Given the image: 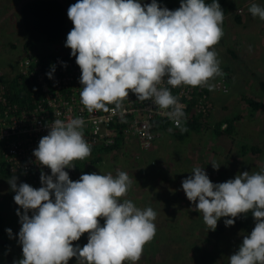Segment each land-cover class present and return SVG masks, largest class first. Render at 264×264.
I'll use <instances>...</instances> for the list:
<instances>
[{
  "label": "clouds",
  "instance_id": "1",
  "mask_svg": "<svg viewBox=\"0 0 264 264\" xmlns=\"http://www.w3.org/2000/svg\"><path fill=\"white\" fill-rule=\"evenodd\" d=\"M248 11L264 21V6L252 3ZM67 15L74 26L65 47L81 70L80 103L89 113L115 105L123 117L122 102L131 92L142 102L151 101L184 132V105L159 85L166 78L173 88L206 86L211 91L210 81L223 75L214 48L224 35L219 0H180L174 10L158 0H77ZM55 71L52 65L48 78ZM84 126L82 117L71 116L48 125L33 149L35 163L50 169V174L41 172L40 187L18 183L16 175L8 180L21 225L16 235L22 257L13 264H69L73 257L76 264H137L143 246L154 238L157 213L124 198L132 186L126 171L70 178L65 169L91 155ZM210 163L215 170L221 165ZM181 187L208 231L222 217L229 227L251 213L255 226L228 264H264V168L213 182L204 167H194ZM5 231L13 238L11 228ZM85 233L86 244L73 243Z\"/></svg>",
  "mask_w": 264,
  "mask_h": 264
},
{
  "label": "rangeland",
  "instance_id": "2",
  "mask_svg": "<svg viewBox=\"0 0 264 264\" xmlns=\"http://www.w3.org/2000/svg\"><path fill=\"white\" fill-rule=\"evenodd\" d=\"M24 1L0 0V67L6 72L20 69L22 56L27 54L23 48L26 36L16 13ZM63 2L69 8L77 0ZM228 3L231 9L222 27L224 35L214 46L223 75L216 76L210 83L215 84L223 76H229V90L220 92L214 87L205 102L209 100L213 121L224 116L234 120L233 134L217 137L207 129L178 138L176 133L164 131L149 149L140 147L133 138L124 149L103 153V160L96 164L97 167H91L94 164L88 167L90 173L111 172L115 175L118 170L126 171L132 179V186L124 198L140 208L152 207L157 213L154 221L156 234L143 246L137 264H228L229 256L255 226L252 215H248L243 225L229 226L224 232L219 226L226 219L222 217L217 228L208 231L206 224L196 219L195 216L202 214L193 210L192 202L181 187L182 180L191 175L194 167H204L213 182H224L240 172H257L264 168V153L253 155L249 151L243 154L246 145L264 147V94L259 87V80H264V21L254 18L248 11L252 3L264 6V0H228ZM170 5L174 10L180 6V0ZM235 14H241V24L235 21ZM68 21L74 26L69 18ZM11 44L17 46L13 48ZM232 49L238 57L232 55ZM249 97L263 101L261 111L251 113L252 107L246 100ZM239 114L243 118L237 120ZM210 162L221 165L215 170ZM29 184L36 188L41 186V183ZM14 194L9 183L0 182V207L5 213V227L13 231V238H9L6 232L4 240L7 242L3 240V243L7 246L0 242V264H13L22 257L16 235L21 226L16 214L19 206L14 202ZM167 213L173 217L169 218ZM98 219L102 224L103 219ZM208 237L210 241H207ZM73 243L86 244L87 233ZM69 264H76V258H71Z\"/></svg>",
  "mask_w": 264,
  "mask_h": 264
},
{
  "label": "trees",
  "instance_id": "3",
  "mask_svg": "<svg viewBox=\"0 0 264 264\" xmlns=\"http://www.w3.org/2000/svg\"><path fill=\"white\" fill-rule=\"evenodd\" d=\"M175 2L176 0H158V2L167 6L170 9V3ZM144 3H150L151 0H143ZM206 3H212V0H205ZM219 3L223 9L224 21L222 27L226 24V16L230 13V6L228 0H219ZM68 8L63 2V0H25L18 12V16L20 17V21L23 25V32L26 36V40L24 41L23 48L25 53L31 51V67L28 73L22 72L20 69L17 71L6 72L4 68L0 67V71H4V73L0 76V86L4 87L5 97L7 99L8 105L14 106L17 105L19 108L35 111L37 109V105L40 100L43 98V88L42 83L38 80L37 75H33L32 72L34 70L35 65L41 64L43 70L48 71L50 66H62V61L66 62L67 66L65 68L75 67L79 68V66L75 62V57L71 56V49L65 47V41L67 38L68 32L73 28L72 25L69 24ZM235 21L237 23H242L243 19L241 14H235ZM13 48L17 45L11 44ZM234 57H238V54L233 51H230ZM27 56L23 55L22 58L25 59ZM240 58V57H239ZM227 81H229V76H223ZM259 87L264 94V80H259ZM206 94L205 99H201L202 95ZM212 94V90L210 91L208 88H203L202 91H196L195 96L187 101V108H184L186 119L184 121V127L187 128V131L181 132L179 128H177L173 121L169 118H157L152 120V128L158 134H163L164 131H172L176 133L178 138H183L189 132L192 131H203L210 129L213 134L217 137H230L235 131L234 128V120L229 119L227 117H218L215 121L210 119V114L212 112L211 109L208 110L207 113L203 111L197 110V105L205 102L206 99L210 97ZM185 100V99H184ZM248 103L250 104L251 113H255L256 110H260L263 108V101L256 100L252 97H249ZM3 105L0 103V107ZM111 106V105H108ZM214 116V114H213ZM243 118V115H237L236 119ZM128 120H124L121 123H112L110 126L114 129L118 130L117 135L115 137V142L108 143V138L104 139L100 143H94L91 146V155L85 158L84 160H76L74 161L76 177L72 180H77L81 176L82 173H90L88 167L96 166L102 160V154L111 150L124 149L127 145L125 140V133L123 129L127 126ZM264 126V123H263ZM159 137V136H158ZM157 137V138H158ZM135 138V137H133ZM251 151L253 155H260L264 153V147L260 144L246 145L243 148V154ZM6 149L1 147L0 143V182H7L11 179L12 175H16L21 178L18 180L19 182H27V183H40V176H37L35 179L34 176L30 177H22L21 174H15L11 172L10 162L5 157ZM97 167V166H96ZM3 209L0 207V242L2 246H7L6 243H3L4 238H6V220L4 216ZM168 217L172 218L173 215L169 213ZM173 214V213H171ZM189 214V213H188ZM183 214V215H188ZM251 215L248 213L246 216ZM245 215H241L240 217L235 218V227H239L243 225L246 219ZM196 219H200L203 222L202 216H195ZM204 223V222H203ZM170 224V223H169ZM220 226L221 231L226 232L227 227L224 223ZM159 227V226H158ZM170 228V227H167ZM211 238L208 237L207 241H210ZM7 242V240H4Z\"/></svg>",
  "mask_w": 264,
  "mask_h": 264
},
{
  "label": "built area",
  "instance_id": "4",
  "mask_svg": "<svg viewBox=\"0 0 264 264\" xmlns=\"http://www.w3.org/2000/svg\"><path fill=\"white\" fill-rule=\"evenodd\" d=\"M31 51L27 52V56L23 59L21 71L28 73L31 67ZM54 78L50 79L46 75L51 70H43L41 64H37L32 72L37 75L38 80L42 83L43 98L39 101L35 111H28L19 108L17 105L13 107L8 105L5 97V90L0 86V143L1 147L6 149L5 157L10 162L11 172L21 174L22 177L40 176L43 171L50 174L47 166H39L35 163L33 149L38 145L39 139L48 133V125L54 119L66 120L69 116L82 117L85 120L83 129L84 138L92 145L100 143L108 138V143L115 142L118 130L110 125L112 123H121L128 120L127 126L123 129L125 140L127 143L135 137L136 143L144 148L149 149L153 146L154 141L159 134L152 128V120L157 118H167L161 114L151 101H140L136 99L134 93L129 92L122 102L124 115L121 117L117 113L115 105L107 106L108 110H99L89 113L80 103V92L82 86L79 83L81 75L80 68H65L56 66ZM4 71H0V76ZM159 87L170 88L173 95L179 97L180 102L187 108V101L191 100L196 91H202L206 86H187L171 87L167 85L166 78ZM214 87L220 92H228V84L225 78L218 80ZM206 98V94L202 95V100ZM185 99V100H184ZM207 100L205 103H198L197 110L205 113L211 109V105ZM74 163V162H73ZM69 172L70 178L76 177L75 167L65 169Z\"/></svg>",
  "mask_w": 264,
  "mask_h": 264
},
{
  "label": "crops",
  "instance_id": "5",
  "mask_svg": "<svg viewBox=\"0 0 264 264\" xmlns=\"http://www.w3.org/2000/svg\"><path fill=\"white\" fill-rule=\"evenodd\" d=\"M160 136H161V135H159V137H160ZM159 137H158V138H159ZM158 138H157V139H158ZM154 146H155V145H154Z\"/></svg>",
  "mask_w": 264,
  "mask_h": 264
}]
</instances>
